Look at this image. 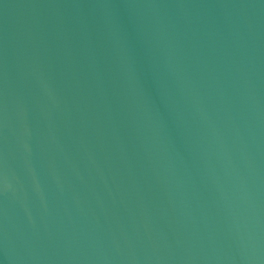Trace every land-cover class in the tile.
I'll return each mask as SVG.
<instances>
[{
  "label": "water",
  "instance_id": "95a60500",
  "mask_svg": "<svg viewBox=\"0 0 264 264\" xmlns=\"http://www.w3.org/2000/svg\"><path fill=\"white\" fill-rule=\"evenodd\" d=\"M0 264H264V0H0Z\"/></svg>",
  "mask_w": 264,
  "mask_h": 264
}]
</instances>
